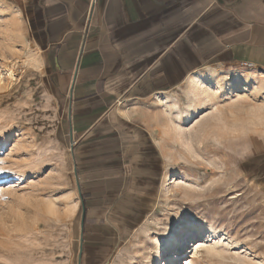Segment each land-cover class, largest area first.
Instances as JSON below:
<instances>
[{"label":"rangeland","instance_id":"1","mask_svg":"<svg viewBox=\"0 0 264 264\" xmlns=\"http://www.w3.org/2000/svg\"><path fill=\"white\" fill-rule=\"evenodd\" d=\"M21 3L0 0V167L9 170L0 173V264H165L178 244L157 263L159 242L185 227L178 264H264V76L200 83L192 121L183 120L188 97L166 109L167 185L155 175L158 201L136 227L96 218L97 233L116 226L117 235L94 249L80 233L86 209L61 127L67 107L48 76L38 12L27 2L28 27Z\"/></svg>","mask_w":264,"mask_h":264},{"label":"crops","instance_id":"2","mask_svg":"<svg viewBox=\"0 0 264 264\" xmlns=\"http://www.w3.org/2000/svg\"><path fill=\"white\" fill-rule=\"evenodd\" d=\"M20 1L28 27V4L40 18L86 209L80 233L96 249L117 235L116 226L97 233L96 218L136 227L153 211L166 109L188 97V115L200 83L264 76V0Z\"/></svg>","mask_w":264,"mask_h":264},{"label":"bare ground","instance_id":"3","mask_svg":"<svg viewBox=\"0 0 264 264\" xmlns=\"http://www.w3.org/2000/svg\"><path fill=\"white\" fill-rule=\"evenodd\" d=\"M7 67V66H6ZM6 73H7V77L10 79V81L13 79L14 77V73L12 71V69L10 67H8L6 69ZM196 77H192L190 78V82L194 83ZM235 80L237 81L238 78L234 77ZM2 81V77L0 75V82ZM2 84V82H1ZM203 94V90L201 88H199L198 90L194 91V93L192 94L191 97V105H190V113L183 119L184 122H188V121H192L196 118V114L197 112L200 110L201 108V96ZM182 120V121H183ZM178 132V131H177ZM185 134H191L190 130L187 129V132ZM180 145H184L186 146V148H188L189 150L191 149V146L188 145V141L186 139H180ZM175 156V155H174ZM174 166H170L165 173V177L167 178V175L169 174L170 170L173 169ZM168 180V179H167ZM166 181V179H165ZM166 185V183H165ZM183 229L182 231H171L167 237H165L163 240H161L159 242V246L155 251L154 254V260L157 261V263L163 258L164 254L175 244H178V251L175 254V256H172L171 258L169 257V259L167 260V262L165 264H178V259L180 258L179 256L182 254V250L183 248L188 244L187 243V238L188 236L191 234L192 229L191 228H187ZM180 235H186L185 239L180 242L179 236ZM154 261V262H155ZM154 264V263H153ZM164 264V263H162Z\"/></svg>","mask_w":264,"mask_h":264},{"label":"snow or ice","instance_id":"4","mask_svg":"<svg viewBox=\"0 0 264 264\" xmlns=\"http://www.w3.org/2000/svg\"><path fill=\"white\" fill-rule=\"evenodd\" d=\"M0 163H2V161H0ZM6 171H9V170H8V169H5V168H2V167H0V173L6 172Z\"/></svg>","mask_w":264,"mask_h":264},{"label":"built area","instance_id":"5","mask_svg":"<svg viewBox=\"0 0 264 264\" xmlns=\"http://www.w3.org/2000/svg\"><path fill=\"white\" fill-rule=\"evenodd\" d=\"M248 67H251V64H247Z\"/></svg>","mask_w":264,"mask_h":264},{"label":"clouds","instance_id":"6","mask_svg":"<svg viewBox=\"0 0 264 264\" xmlns=\"http://www.w3.org/2000/svg\"><path fill=\"white\" fill-rule=\"evenodd\" d=\"M181 119H182V117H181Z\"/></svg>","mask_w":264,"mask_h":264}]
</instances>
